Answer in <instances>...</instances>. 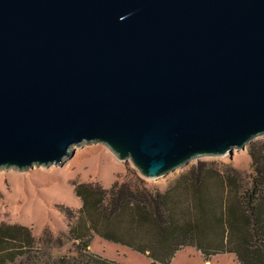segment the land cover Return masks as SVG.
<instances>
[{"label":"water","instance_id":"water-1","mask_svg":"<svg viewBox=\"0 0 264 264\" xmlns=\"http://www.w3.org/2000/svg\"><path fill=\"white\" fill-rule=\"evenodd\" d=\"M264 136V0H0V170L102 144L157 180Z\"/></svg>","mask_w":264,"mask_h":264},{"label":"trees","instance_id":"trees-1","mask_svg":"<svg viewBox=\"0 0 264 264\" xmlns=\"http://www.w3.org/2000/svg\"><path fill=\"white\" fill-rule=\"evenodd\" d=\"M253 174L227 164L201 160L181 172L162 191L136 170L110 189L76 185L82 202L70 237L78 256L32 255L37 243L31 229L0 224V264H120L90 250L94 236L147 254L154 264H169L185 247L206 259L234 254L240 264H264V140L248 146Z\"/></svg>","mask_w":264,"mask_h":264},{"label":"rangeland","instance_id":"rangeland-1","mask_svg":"<svg viewBox=\"0 0 264 264\" xmlns=\"http://www.w3.org/2000/svg\"><path fill=\"white\" fill-rule=\"evenodd\" d=\"M264 140L259 137L254 141ZM201 160H212L234 166L250 180L253 169L248 148L235 150L230 156L202 158L193 161L186 168ZM186 168L179 169L157 180L143 178L131 161H121L102 144L82 145L75 148V154L61 165L34 167L27 172L15 169L0 170V224H20L31 229L36 238L32 255L43 258L52 256L76 257V241L70 237L71 222L65 208L75 214L82 207L76 196L75 187L81 183H94L110 189L117 180L132 178L130 170H136L147 182L165 191ZM90 250L120 264H154L147 254L127 246L116 244L94 236ZM161 264V263H157ZM169 264H240L234 254H219L206 259L195 247L180 250Z\"/></svg>","mask_w":264,"mask_h":264}]
</instances>
